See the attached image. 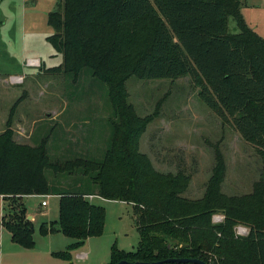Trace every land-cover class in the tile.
Instances as JSON below:
<instances>
[{"label": "trees", "instance_id": "trees-1", "mask_svg": "<svg viewBox=\"0 0 264 264\" xmlns=\"http://www.w3.org/2000/svg\"><path fill=\"white\" fill-rule=\"evenodd\" d=\"M241 0H58L47 24L49 42L70 74L83 69L104 83L113 108L109 145L97 157L51 160L47 139L37 146L13 139L10 117L0 134V196L8 203L1 225L23 249L35 247L33 223L22 198L58 196L59 218L41 223L42 237L73 240L52 256L72 263V252L103 234L105 210L88 198L132 205L138 244L125 252L113 244L107 264L199 259L206 264H264V182L249 195L221 191L225 163L219 150L205 193L185 198L190 176L157 171L139 140L154 115L139 117L127 103L126 82L189 77L198 99L264 159V38L240 13ZM232 18L236 33L228 31ZM50 172L52 180L46 173ZM71 179L68 183V180ZM220 214L223 220L215 224ZM244 225L247 235H235Z\"/></svg>", "mask_w": 264, "mask_h": 264}, {"label": "rangeland", "instance_id": "rangeland-1", "mask_svg": "<svg viewBox=\"0 0 264 264\" xmlns=\"http://www.w3.org/2000/svg\"><path fill=\"white\" fill-rule=\"evenodd\" d=\"M57 1L0 0V134L10 117L14 141L37 146L47 139V152L53 161L76 155L97 157L109 145L113 108L106 85L93 78L89 69H83L75 81L70 74L49 71L62 64V55L48 40L54 31L47 17L56 10ZM240 13L247 26L264 38V0H241ZM228 31L237 32L232 18L228 19ZM31 60H38L39 65H28ZM17 77L22 81H11ZM126 90L127 103L137 116L154 115L140 137V152L159 172L181 171L190 176L183 197L202 198L217 149L225 163L221 186L225 196L249 195L257 182H264V159L257 148L198 99L199 89L189 77H133L127 80ZM46 176L52 180L50 172ZM41 200L48 205L46 220L57 221L59 200L53 195L25 200L27 214L45 210ZM97 201L94 205L105 210L103 234L89 238L77 249L73 264H107L113 244L122 251H133L138 244L135 223L126 206L101 198ZM7 206L0 199V264H67L52 256L73 243L60 233L43 238L34 226L36 248L13 244L1 225ZM221 218L215 215L213 222L220 224ZM27 219L32 220L28 215ZM234 231L236 236L245 237L248 230L237 225Z\"/></svg>", "mask_w": 264, "mask_h": 264}, {"label": "crops", "instance_id": "crops-1", "mask_svg": "<svg viewBox=\"0 0 264 264\" xmlns=\"http://www.w3.org/2000/svg\"><path fill=\"white\" fill-rule=\"evenodd\" d=\"M43 197H45V196H28V197H24V198H22V200H23V203H24V205H25V202L28 200V199H33V198H35V199H40V198H43ZM57 197V199L59 200V197L58 196H56ZM0 199L2 200V202L4 203L5 201L3 200V198L0 196ZM102 199V198H101ZM26 200V201H25ZM94 200H95V204H96V202H98L97 200H100V197H98V196H91V197H89L88 198V201L91 203V204H93L94 205ZM44 200H41L40 201V206L42 207V209L43 208H45V210H41L40 209V213L39 214H34V213H28L27 215H28V218L29 219H32L31 220V222L33 223V225L34 226H38L39 227V225L41 224V223H48V221L46 220V217H47V215H48V213H47V202H46V205L45 206H42V202H43ZM114 202H116V203H120V204H123L124 206H126V209H128L127 211H128V213H130V215H131V217L133 218V216H132V214H131V212H132V205L131 204H127V203H124V202H117V201H114ZM28 212V211H27ZM53 222H55V221H53ZM58 234V233H57ZM49 235H52V234H49ZM48 236V235H47ZM47 236H44L43 238H46ZM89 240V238L86 240V241H88ZM85 241V242H86ZM35 242V241H34ZM14 244V243H13ZM34 248H36V243H35V247ZM33 248V249H34ZM76 251V250H75ZM75 251H73L72 252V256H73V253L75 252ZM125 252H129V251H125ZM54 253V252H53Z\"/></svg>", "mask_w": 264, "mask_h": 264}, {"label": "water", "instance_id": "water-1", "mask_svg": "<svg viewBox=\"0 0 264 264\" xmlns=\"http://www.w3.org/2000/svg\"><path fill=\"white\" fill-rule=\"evenodd\" d=\"M116 264H206V263L199 259L181 258V259H167L165 261L156 262V263H144V262L129 263L126 261H120Z\"/></svg>", "mask_w": 264, "mask_h": 264}, {"label": "built area", "instance_id": "built-area-1", "mask_svg": "<svg viewBox=\"0 0 264 264\" xmlns=\"http://www.w3.org/2000/svg\"><path fill=\"white\" fill-rule=\"evenodd\" d=\"M27 64L28 65H36V66H38L39 64H38V60H31V61H28L27 62ZM11 81L12 82H21L22 81V77H17V78H13V79H11ZM46 205V202L45 201H43L42 202V206H45ZM222 220H223V217L221 218V222H222Z\"/></svg>", "mask_w": 264, "mask_h": 264}]
</instances>
